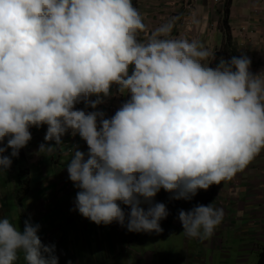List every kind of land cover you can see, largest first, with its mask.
<instances>
[{"label":"clouds","instance_id":"9594fccd","mask_svg":"<svg viewBox=\"0 0 264 264\" xmlns=\"http://www.w3.org/2000/svg\"><path fill=\"white\" fill-rule=\"evenodd\" d=\"M171 31L164 24L140 40L132 0H0V172L31 141V127L47 125L46 152L70 131L88 148L73 147L67 165L79 214L161 233L169 215L155 202L161 189L190 201L243 171L264 150V70L253 74L246 55L218 60L217 50ZM113 87L128 99L107 117L98 105ZM223 217L213 203L178 211L183 233L199 240ZM39 230L0 219V264L21 254L25 264H59Z\"/></svg>","mask_w":264,"mask_h":264},{"label":"crops","instance_id":"0c3cea01","mask_svg":"<svg viewBox=\"0 0 264 264\" xmlns=\"http://www.w3.org/2000/svg\"><path fill=\"white\" fill-rule=\"evenodd\" d=\"M141 1V3H140ZM139 4L145 7L148 0H140ZM169 2V0H166ZM134 2V0H132ZM172 6L167 7L168 10H175L177 15L173 16V20H169L171 24H179L184 30L174 34V38L180 37L188 40L196 39L203 44L211 52L217 50L218 60L220 57L230 59L234 56V50L236 48L237 57L246 55L251 59V64H257L260 71L264 70V22L262 16L255 13L256 6L251 0H233L230 14V25L232 28L233 45L228 43L227 34L225 32L223 21H224V10L226 6V0H172ZM134 5V4H133ZM170 5V3L168 4ZM136 7V6H134ZM192 8V10L189 9ZM137 8V7H136ZM138 10V8H137ZM162 12H167L165 9H160ZM139 11V10H138ZM141 17L145 25V32L139 34V38L143 39L151 34V32L157 27L167 24V15L164 13H146V10L141 9ZM157 14L158 16L154 15ZM154 15V16H153ZM252 23L255 30L251 29L250 34H243L242 25H248ZM173 30V29H172ZM189 35V37H187ZM145 39V40H146ZM144 40V39H143ZM235 47V48H234ZM248 50L247 52L244 49ZM217 60V61H218ZM216 61V62H217ZM254 61H257L255 63ZM214 63V61H213ZM216 64V63H215ZM210 65L211 67H215ZM256 66V65H255ZM113 95L107 98H103L104 102L98 105V110L103 111L107 117H110L115 111L124 103L128 97L120 96L116 93L115 87L111 89ZM115 98V110L106 105L108 101ZM95 99V97H92ZM113 100V101H114ZM87 111H92L91 108H87ZM47 129V125L41 126L39 129L31 127L29 130L32 135L31 141L26 147L20 149L21 153L16 161L26 160L29 171L34 170L37 174H40L44 179L42 182L50 181L49 184L42 188H35L37 190H31L34 194H43L44 189H50L54 186L55 189L63 190L61 195L63 197H69L72 205L75 207L76 193L79 191L69 179L67 171V165L70 163L72 156L69 153L72 144L67 139L66 134L61 138L62 144L56 146L51 152L40 151L39 146L44 141V135ZM81 139V138H80ZM82 152L87 153V144L81 139ZM54 143V142H53ZM254 164L251 163V171L249 173L238 175V179H231L228 181L221 182L220 185H212L207 191L200 190L197 195L190 201L185 200H173L170 199L169 195L161 197L158 194L155 197V202H162L166 205L169 215L166 219L161 221V226L165 232H167V226H173L178 229H183L178 219V211L183 209L185 211L190 210L197 204L208 205L213 203L214 207L223 209L224 217L222 223L218 227L216 232L217 239L214 240L215 246L213 250H216L219 245L225 240L226 237L231 239L232 237H240L242 231H245L246 235L252 238L253 242H264V231L259 236V230L255 229V232L251 234L246 229H235V225L231 222V214L237 215V217L245 216L247 212H250L252 216H263L264 213V150L262 155H257L254 158ZM47 170L43 171L45 165ZM32 165V166H31ZM53 174H52V171ZM28 171V172H29ZM52 176V177H51ZM50 177V178H49ZM58 183V184H57ZM30 187V186H29ZM50 194L51 192L48 191ZM127 213L129 209L121 205ZM147 208V205H142ZM76 210V209H75ZM260 216V217H261ZM87 219V218H86ZM259 218H246V223L254 222L257 223ZM89 220H84L82 226L87 224ZM93 223V222H92ZM93 227L99 230L100 235H106L107 241H113L120 245L129 232L126 227H121L117 222H113L110 225H97L93 223ZM110 235L112 238H110ZM223 236V238H222ZM193 238L187 237V241ZM198 240V239H194ZM254 244V243H253ZM111 243H109V246ZM262 248H258L260 252ZM142 258L140 257V262ZM160 260V256L158 257ZM162 259L167 262H173L174 264H181L182 260L178 256L163 255Z\"/></svg>","mask_w":264,"mask_h":264},{"label":"rangeland","instance_id":"374dc122","mask_svg":"<svg viewBox=\"0 0 264 264\" xmlns=\"http://www.w3.org/2000/svg\"><path fill=\"white\" fill-rule=\"evenodd\" d=\"M139 1L134 0L133 2L139 13L141 9L146 10L148 14L157 12L161 15L164 13L167 15V24L170 23L169 20H173L174 15H177L175 10L169 11L167 8L172 6V0L169 2L148 0L145 7L140 5ZM188 1L192 2V0ZM162 8L167 12H162L160 10ZM189 9L192 10L190 7ZM172 29L170 33L172 37L175 33L184 30L179 24H172ZM139 39L145 40L146 38ZM234 51V56H237L236 48ZM254 62L257 63V61ZM112 104V111H114L116 101L114 100ZM10 152L11 149H8L5 155H9ZM20 153L19 150V155ZM262 154L263 150L259 155ZM251 163L253 165L254 161ZM251 163L232 179L237 180L238 175L249 173L252 169ZM29 164L26 160L16 161L13 158L11 168L7 173L0 172V219L9 218L21 230L26 220L39 224L38 235L43 244H55V254L59 264H68V261H71V264H174L164 261L163 255L178 256L182 260L181 264H258L259 262L264 242H253V244L252 238L246 235L245 231H242L240 237L231 236V239L226 237L219 247L213 250L216 244L214 240L218 238L216 232L219 226L214 234L205 240L187 241L183 229L167 226V232L163 230L161 233L127 232L126 238L120 241V245L116 244L113 239L107 241V236L100 235L99 230L93 227L90 220L84 227L82 226L84 220L87 219L75 210L68 196L61 195L63 190L55 189L56 186H54L44 189L42 195L34 194L38 190H34L35 188H42L45 184L46 187L50 181L42 182L46 179L32 169L30 172ZM46 164L43 171L47 170L49 164ZM31 190L34 192L31 193ZM48 191L51 193L49 194ZM256 211L258 212L259 209L255 210V216H252L250 212L240 217L231 214L230 220L235 225V229H246L251 234L258 229V235L261 236L264 231V213L263 216L260 213L256 216ZM248 217L259 219L257 223H246L244 219ZM110 238H112L111 235ZM109 243H111L110 246ZM258 248H262L260 252ZM17 264H25L22 254Z\"/></svg>","mask_w":264,"mask_h":264},{"label":"built area","instance_id":"2783aa9c","mask_svg":"<svg viewBox=\"0 0 264 264\" xmlns=\"http://www.w3.org/2000/svg\"><path fill=\"white\" fill-rule=\"evenodd\" d=\"M220 0H217V2H219ZM255 6H256V11L255 13L259 14L260 16H262L263 20H264V0H251ZM264 24V22H262ZM243 26V29H242V32L243 34H250L252 33L251 32V29H253V31L255 30V28L253 27L252 23L248 24V25H242ZM177 38H180V37H177ZM256 65V66H255ZM250 70L252 71L253 74H257L260 72L257 64H254L253 65L251 64V68ZM108 104V103H107ZM77 108L79 109H84L85 110V105L83 102H81L80 104L76 105ZM66 136H67V139L70 140L71 144H72V147L70 148V153L73 154V147L75 146H79V150H82V142H81V139L79 137V135L73 137L71 136L70 134V131L68 133H66ZM159 196L163 197V196H166V195H169V193H167L166 191H164L163 189H161V191L158 193Z\"/></svg>","mask_w":264,"mask_h":264},{"label":"trees","instance_id":"16d2710c","mask_svg":"<svg viewBox=\"0 0 264 264\" xmlns=\"http://www.w3.org/2000/svg\"><path fill=\"white\" fill-rule=\"evenodd\" d=\"M232 3H233V0H226V6L224 10L225 15H224V21H223V26L227 34L228 43L230 45H233L232 28L230 25V14H231ZM258 264H264V248L260 254Z\"/></svg>","mask_w":264,"mask_h":264}]
</instances>
